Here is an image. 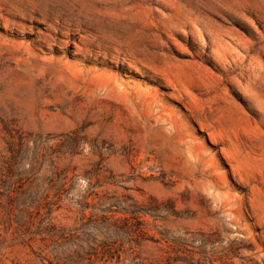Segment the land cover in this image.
I'll use <instances>...</instances> for the list:
<instances>
[{"label":"rangeland","instance_id":"rangeland-1","mask_svg":"<svg viewBox=\"0 0 264 264\" xmlns=\"http://www.w3.org/2000/svg\"><path fill=\"white\" fill-rule=\"evenodd\" d=\"M0 264H264V0H0Z\"/></svg>","mask_w":264,"mask_h":264}]
</instances>
